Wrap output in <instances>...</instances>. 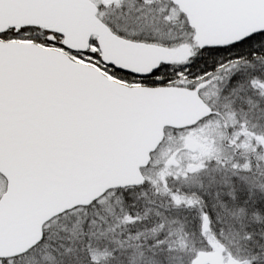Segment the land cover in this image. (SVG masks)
Returning <instances> with one entry per match:
<instances>
[{"label": "snow or ice", "instance_id": "obj_1", "mask_svg": "<svg viewBox=\"0 0 264 264\" xmlns=\"http://www.w3.org/2000/svg\"><path fill=\"white\" fill-rule=\"evenodd\" d=\"M262 121L264 0H0V264H264Z\"/></svg>", "mask_w": 264, "mask_h": 264}, {"label": "rangeland", "instance_id": "obj_2", "mask_svg": "<svg viewBox=\"0 0 264 264\" xmlns=\"http://www.w3.org/2000/svg\"><path fill=\"white\" fill-rule=\"evenodd\" d=\"M262 124H264V121L261 122ZM259 130H264V129H258ZM169 134V133H168ZM168 136V135H167ZM188 137H192L193 141L196 143V145H198V149L202 150L204 145L202 142V138L200 136H198L195 133H190L188 135ZM175 143V142H173ZM185 146V144H184ZM186 147V146H185ZM196 149V150H198ZM193 152V151H192ZM190 244H195V246L197 248L201 247V244L199 242H189ZM198 259L200 260V264H218V260H219V254H212L209 252H201L198 256Z\"/></svg>", "mask_w": 264, "mask_h": 264}, {"label": "water", "instance_id": "obj_3", "mask_svg": "<svg viewBox=\"0 0 264 264\" xmlns=\"http://www.w3.org/2000/svg\"><path fill=\"white\" fill-rule=\"evenodd\" d=\"M181 111H185V110L182 108ZM158 138H159V134L157 133V139ZM146 159H147V155L145 152H143V151L137 152L133 161H132V167H134L135 164H137V163H140V164L144 163L146 161ZM129 170H131V169H129Z\"/></svg>", "mask_w": 264, "mask_h": 264}, {"label": "flooded vegetation", "instance_id": "obj_4", "mask_svg": "<svg viewBox=\"0 0 264 264\" xmlns=\"http://www.w3.org/2000/svg\"><path fill=\"white\" fill-rule=\"evenodd\" d=\"M169 132H173L174 134V130H166L165 131V137H167ZM185 146L186 148H188L190 151H196V149H198V145H196V143L193 141L192 137H185Z\"/></svg>", "mask_w": 264, "mask_h": 264}, {"label": "trees", "instance_id": "obj_5", "mask_svg": "<svg viewBox=\"0 0 264 264\" xmlns=\"http://www.w3.org/2000/svg\"><path fill=\"white\" fill-rule=\"evenodd\" d=\"M189 242H199V239H198V237H194L191 241H189Z\"/></svg>", "mask_w": 264, "mask_h": 264}]
</instances>
